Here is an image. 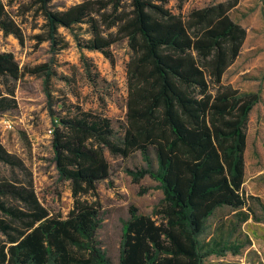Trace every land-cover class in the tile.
I'll list each match as a JSON object with an SVG mask.
<instances>
[{"label": "trees", "instance_id": "obj_1", "mask_svg": "<svg viewBox=\"0 0 264 264\" xmlns=\"http://www.w3.org/2000/svg\"><path fill=\"white\" fill-rule=\"evenodd\" d=\"M51 2L32 0L44 20L35 38L48 41L51 52L67 46L59 28L71 31L79 48L109 59L110 46L126 39L131 50L126 122L116 136L101 113L75 105L63 112L49 86L56 73L45 63L28 69L43 77L53 162L59 179L70 184L73 205L66 217L53 215L39 202L30 177L20 181L0 174V264H113L97 238L99 208L81 199L94 195L96 184L109 175L104 150L120 157L139 151L146 165L137 175L158 181L164 194L158 223L130 207L117 264H203L207 256L229 250L221 241L202 238L208 220L227 208L245 221L252 211L249 200H259L242 187L246 121L259 97L221 81L246 36L228 15L234 4H209L182 17L166 7L167 0H84L65 10L53 9ZM81 24L90 34L82 42L73 32ZM111 28L114 32L103 34ZM0 31L23 42L2 0ZM81 59L87 65L84 55ZM19 71L13 55L1 52L0 76L16 80ZM15 105L13 89L0 93V114ZM0 163L12 173L26 170L1 143ZM260 208L264 212L263 204Z\"/></svg>", "mask_w": 264, "mask_h": 264}, {"label": "rangeland", "instance_id": "obj_2", "mask_svg": "<svg viewBox=\"0 0 264 264\" xmlns=\"http://www.w3.org/2000/svg\"><path fill=\"white\" fill-rule=\"evenodd\" d=\"M82 1L52 0L51 7L65 10ZM227 1L234 4L229 17L245 29L246 36L239 55L225 70L221 81L259 97L246 121L242 185L245 195L259 200H249L252 211L245 221L240 220L242 215L236 216L227 208L219 209L208 220L202 238L221 241L230 248L207 256L203 264H264V212L260 208V204L264 205V0H167L166 7L185 17L191 9ZM2 2L21 28L23 42L0 31V53H11L20 70L16 80L7 81L0 76V93L13 89L16 102L14 108L0 114V143L23 162L26 170L15 169L12 173L0 163V174H14L20 181L30 177L39 202L51 214L64 218L73 205L70 184L59 179L53 162L52 125L43 77L29 74L28 69L47 64L56 73L49 86L54 97L63 103V112L75 105L84 111L101 113L111 120L119 136L126 122V66L131 50L126 39H120L110 46L109 59L99 51L79 48L71 31L59 28L67 46L57 53L51 52L48 41L39 42L35 38L43 33L44 20L32 0ZM123 6L128 10L127 2ZM73 32L81 42L90 37L86 24L75 26ZM210 91L215 92L213 86ZM104 156L110 167L108 177L96 184L94 195H83L81 199L97 204L101 218L97 238L112 263L117 264L121 227L129 218L130 207L158 223L164 194L158 181L137 175L146 165L139 151L120 157L104 150Z\"/></svg>", "mask_w": 264, "mask_h": 264}, {"label": "built area", "instance_id": "obj_3", "mask_svg": "<svg viewBox=\"0 0 264 264\" xmlns=\"http://www.w3.org/2000/svg\"><path fill=\"white\" fill-rule=\"evenodd\" d=\"M8 122V121H7ZM51 133H52V128H51Z\"/></svg>", "mask_w": 264, "mask_h": 264}]
</instances>
